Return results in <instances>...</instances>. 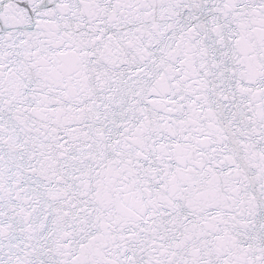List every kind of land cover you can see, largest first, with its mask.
Listing matches in <instances>:
<instances>
[{
	"label": "snow or ice",
	"instance_id": "obj_1",
	"mask_svg": "<svg viewBox=\"0 0 264 264\" xmlns=\"http://www.w3.org/2000/svg\"><path fill=\"white\" fill-rule=\"evenodd\" d=\"M0 264H264V0H0Z\"/></svg>",
	"mask_w": 264,
	"mask_h": 264
}]
</instances>
